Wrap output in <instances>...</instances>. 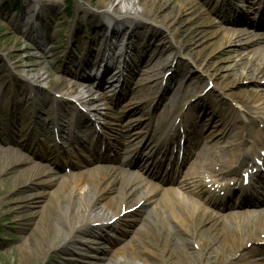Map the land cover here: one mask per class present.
I'll use <instances>...</instances> for the list:
<instances>
[{
	"label": "bare ground",
	"instance_id": "6f19581e",
	"mask_svg": "<svg viewBox=\"0 0 264 264\" xmlns=\"http://www.w3.org/2000/svg\"><path fill=\"white\" fill-rule=\"evenodd\" d=\"M88 3L97 11H93L89 5L88 7L81 5L85 14L83 17L85 23L71 22L74 24V31L81 33L83 29H92L94 32L99 31L100 34L104 32L100 42L105 45V50L109 48L112 52L118 50L120 45L118 41L122 42L123 39L125 42H132V48L138 46L135 44L143 42L144 46L139 45L137 49H142L148 54H146L148 63L151 60L157 61L147 72L152 77L149 76L146 80L158 79L156 72L163 64V57L166 56L164 47H159L152 40H147L146 33L150 30V24L158 23V19L161 18V23L158 24L169 33L171 45L175 48L174 51L171 50V54L182 56L184 46L174 39L180 34L179 18L184 13L203 23L210 29V36L216 37L215 40L207 37L196 42V47H201L195 48L200 51L198 57L196 52L192 51L186 54L189 59L195 58L196 62L202 60L205 62L207 55H212V52L229 43L230 46L235 47L233 56L236 63H239L236 64L239 69L234 72L233 81L228 82L227 85L232 87L234 82L242 78L264 80V45L253 47L259 39L242 29L226 28L211 17L205 6L201 8L197 0H105L96 4L90 1ZM170 3L171 15H163L161 11ZM27 6L31 7L30 2ZM134 8L138 12L136 15L140 16L139 20L129 18ZM108 31H110L109 36ZM41 38L48 39L44 34ZM208 39H210L208 42H204ZM38 45L43 47L39 42ZM253 48L256 49L253 50ZM43 54H39V57L44 59L49 57L45 55V51ZM157 54L159 57L156 56ZM49 62L38 61V67H34L36 69L33 70L34 78H26L27 81L23 82L26 86H22L23 84L19 81L16 88L18 90L24 88L23 91H25V88H35V83L38 82H54L56 85L49 87L53 91L87 106L92 101L93 89L86 85H79L65 76L58 80L51 78ZM199 64L202 68L205 67L202 63L199 62ZM156 68L158 70H154ZM201 76H196L199 83L202 81ZM110 77L111 75L108 76ZM222 78L225 80L223 75L215 74V79L218 81ZM230 94L238 95L237 92ZM241 94L247 102H259L258 104L264 107V96L258 90ZM36 158L34 154L23 153L20 148L8 150L6 147H0V173L8 175L14 171L15 174L14 182L8 178L4 180L3 183L9 186L7 190L17 193L31 191L29 197L25 196L24 200L29 198L27 202L38 207V210L27 214L36 219L30 233L21 238L18 245V250L24 253L21 258L23 261L27 260L28 254L36 246L46 247L52 240L55 241L58 252L67 251L68 246L84 231L88 222L105 220L107 216H110V219L121 217L123 208L134 207L142 199L128 197L136 188L131 187L134 181L124 179L113 166L98 167L79 174L72 173L70 176H59L49 169L47 164L37 162ZM199 185L195 177H190L182 184L184 191L176 192L149 182L144 195L151 194L152 197L147 203L151 204L152 208L144 221L131 231V240L110 253L111 255H100L98 262L94 260L91 263L198 264L204 259L216 260L228 257L232 255L234 246L238 247L241 244L247 232L256 229L260 232L264 231V211L219 214L207 206V202L213 204L211 200L206 198L204 202H200L193 198L192 193H199L197 188ZM0 192H3L2 189ZM4 200L0 201V210L5 205ZM195 248L198 250L195 251Z\"/></svg>",
	"mask_w": 264,
	"mask_h": 264
},
{
	"label": "rangeland",
	"instance_id": "374dc122",
	"mask_svg": "<svg viewBox=\"0 0 264 264\" xmlns=\"http://www.w3.org/2000/svg\"><path fill=\"white\" fill-rule=\"evenodd\" d=\"M88 1L92 2V4H96L97 2L105 0H0V109L3 107L1 112L6 114L7 106L11 103L14 104L16 99L21 104L25 99L28 98L30 100L32 98V93L29 92L24 95L18 91L19 96L17 94L12 95L11 85L14 83L16 87L20 81V83L23 84L22 86H26L23 82L27 81L26 78H34L33 70L36 69L34 67H38V61L46 63L50 61V77L54 79L57 78L58 80L63 76V64L66 62L65 57H68L67 47L68 41L71 39L70 37L76 35L75 40H78V47L80 49L81 47L87 45L89 41L102 35L98 34L100 33L98 31L96 32L98 35L95 36L92 33V29H83L84 32L73 33L74 24H71V22L85 23L83 18L85 14L82 10L83 6L81 5L88 7ZM28 2H30L31 7L27 6ZM197 3L199 6L201 5V8L202 6H205V9H208L211 13V17L217 20L215 14L211 10L215 7L212 8L211 3H207V0H197ZM17 5L22 6L23 12L16 14ZM35 6H37V8ZM41 6H43L41 8L42 15L46 20L44 26L46 27L49 25L48 29L43 28L41 30L43 33L50 36V39L48 40L49 42L45 44V47H40L38 45V42L40 44L42 43L40 40L41 32L34 33V30L28 31L21 23L27 13H31L35 9L39 10ZM89 6L91 9L93 8V11H97L93 5ZM171 11L172 9L170 3L169 6L164 7L161 13L163 15H171ZM137 13V9L134 8L132 10V15H130L129 18L139 20L140 16L136 15ZM30 17L31 19L33 18L32 15ZM158 21L161 23V18L158 19ZM158 23L150 24V30L146 33V38L147 40H152L155 45L164 47L166 54L165 60L168 58L171 62L175 54L173 53L172 55L171 50L174 51L175 48H173L174 45H171V37H169V33ZM178 26L180 34L174 40L176 42H180L184 46V51L181 58L178 59L180 62H176V65L181 70L186 71V75L196 77L203 74V76L213 82L215 88L218 87L217 89L226 90L229 93L237 92V97L240 98L245 99L244 96H241V93L244 94L252 90H258L264 96V80L256 81L254 79L248 80L242 78L237 80V82H234L232 87L227 85L228 82L233 81V74L237 69H239V67H236V64L239 63H236L233 56L235 50L234 46H230L228 43L219 50L212 52V55H207L205 62L203 60L199 61L205 66L202 68L199 62H196L195 58H193V60L189 59L186 54L193 51L196 52L198 57L200 52L199 49L201 47H196V42L202 41L207 37H210V39L212 38L211 40H215L216 37L210 36V29L208 27H206L203 23L198 22L196 19H193L189 14L186 15V13L180 16ZM90 33L93 35H90ZM210 39L204 42H208ZM256 46L262 47L263 45H254L253 47ZM255 49L256 48H253V50ZM44 51L46 53L45 55L49 56L47 59L39 57V54H43ZM76 54L80 57V53ZM202 55L204 56L206 54ZM156 56L159 57V55ZM69 68L72 70L74 69L70 65ZM210 73L214 76H211ZM215 74L223 75L225 80L222 78L218 81L214 78ZM65 76L68 78L67 75ZM207 79H204V81L206 82ZM35 85L42 89L55 86L56 83L43 81V83L38 82L35 83ZM205 85L206 83L204 86ZM20 90L22 89L20 88ZM41 97L42 95L40 93L35 92L33 100L38 101ZM31 102L32 100L28 101V106L23 112L24 116H19L15 119V123L19 127L21 122L24 121L26 110L30 112V116L32 115L33 107ZM14 110H16V107ZM23 131H25V129H23ZM14 176V171L8 175H2L0 173V189L3 191L0 192L2 195H0V201L5 199V205L1 207L0 210V264H66L63 259V254L57 252L54 255L57 248L54 240L48 242L46 247L36 246L31 253L28 254L27 260L23 261V259H21L23 258L24 253L18 250V245L20 244L21 238L30 233L33 228V222L36 219V217L33 219L34 216H29L27 214L31 211L38 210V207L28 203L27 200L29 198L24 200L25 196L32 193L31 191H21L17 193L14 191L9 192L7 190V187L9 186L3 182L7 178L14 182ZM64 233H66V231H64ZM130 238L131 233L128 236V240ZM121 246V243H115V245L112 246V250L114 251L117 248H121ZM195 251H197L196 248ZM98 257H100V254L97 255V257L92 256L94 259Z\"/></svg>",
	"mask_w": 264,
	"mask_h": 264
}]
</instances>
